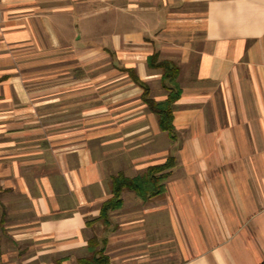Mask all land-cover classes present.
<instances>
[{"label": "crops", "instance_id": "obj_1", "mask_svg": "<svg viewBox=\"0 0 264 264\" xmlns=\"http://www.w3.org/2000/svg\"><path fill=\"white\" fill-rule=\"evenodd\" d=\"M87 1L118 4L131 27L82 43L60 23ZM44 48L71 49L78 67L115 59L110 76L59 75L56 91L24 90L17 55ZM154 53L178 68L173 140L142 88L114 69L133 70L163 101L161 71L147 65ZM168 157L161 195L124 191L110 213L109 261L263 262L264 0H0V264L87 257L111 177L134 178Z\"/></svg>", "mask_w": 264, "mask_h": 264}, {"label": "rangeland", "instance_id": "obj_2", "mask_svg": "<svg viewBox=\"0 0 264 264\" xmlns=\"http://www.w3.org/2000/svg\"><path fill=\"white\" fill-rule=\"evenodd\" d=\"M80 5L77 6L71 16L63 17L60 25L63 30H65V28L68 30L74 29L77 34L76 37L82 35L79 39H81L84 44H93L98 41L97 44L100 45V41L102 39H109V35L112 33L121 35L128 30V24H130V27L132 25L130 15L122 12L119 9V5L116 3L100 4L97 2L90 3L87 1L81 6ZM74 40V36L69 37L67 44L73 45ZM87 53L83 51L82 55ZM73 54L74 53L71 49H67L66 53H60V55L56 51L54 52L46 48L35 49V51H32L31 49L26 51L24 49L17 55V64L14 69L15 74L22 80L23 86L25 87L24 90L31 92H41L43 90L47 91L48 88L56 91V79L59 75L89 77L108 74V76H110V68L106 62H110L115 59L112 57V53H108L107 57L106 55L99 54V56L95 58L97 60V65L95 66L88 65L80 67L77 66L76 60L74 59L75 55ZM59 59H65L66 62L62 64L58 63ZM114 67V69L118 72L128 74L126 71L118 68L117 66ZM49 79H52L54 82L47 83ZM98 84L100 85V83ZM85 106L86 105L83 104V109ZM97 224L98 226L95 227V229L93 228L96 234L93 235L92 238H104L106 236V228L107 226L109 227V225L104 226L100 222H97Z\"/></svg>", "mask_w": 264, "mask_h": 264}, {"label": "trees", "instance_id": "obj_3", "mask_svg": "<svg viewBox=\"0 0 264 264\" xmlns=\"http://www.w3.org/2000/svg\"><path fill=\"white\" fill-rule=\"evenodd\" d=\"M147 65L161 71V87L167 93L163 101H154L149 96V88L146 84L140 82L134 75L133 70L123 69L130 79L140 88H142L141 100L146 105L148 111L152 113L159 129L166 133L169 139L175 138L173 128V105L178 100L181 90L177 83L178 68L171 62L158 61L156 53L147 58ZM173 166V158L168 157L163 164L149 166L145 171L134 177H125L122 173H117L111 177L110 191L111 197L105 200L99 209L97 222L106 226L109 223L111 212L117 211L122 206L121 194L124 191L132 192L143 201H147L163 193V182L167 178ZM90 223V222H89ZM105 239L91 238L87 243L89 255L78 259L76 264H112L105 255ZM260 264H264V261Z\"/></svg>", "mask_w": 264, "mask_h": 264}]
</instances>
